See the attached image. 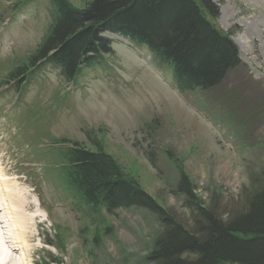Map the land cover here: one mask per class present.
<instances>
[{"label": "rangeland", "instance_id": "obj_1", "mask_svg": "<svg viewBox=\"0 0 264 264\" xmlns=\"http://www.w3.org/2000/svg\"><path fill=\"white\" fill-rule=\"evenodd\" d=\"M69 1L83 8L90 0ZM213 2L218 17L207 16L231 34L240 65L215 88L181 92L148 48L109 33L114 53L74 83L49 64L8 77L36 52L54 9L50 0H0V167L29 193L25 213L39 204L44 216L26 224L30 264H151L164 230L146 208L94 210L70 190L60 149L75 142L96 150L99 141L190 230L199 214L178 192L182 168L201 206L224 220L264 187V0ZM2 227L9 237L11 228Z\"/></svg>", "mask_w": 264, "mask_h": 264}, {"label": "trees", "instance_id": "obj_2", "mask_svg": "<svg viewBox=\"0 0 264 264\" xmlns=\"http://www.w3.org/2000/svg\"><path fill=\"white\" fill-rule=\"evenodd\" d=\"M50 1L54 11L48 33L29 61L10 76L49 62L67 81H74L84 68L114 53L108 32L148 47L183 91L215 88L240 65L231 34L221 32L207 16L218 17L213 0H90L83 8L69 0ZM94 144L99 148L75 142L60 149L68 162L63 180L94 210L105 207L115 213L137 206L157 215L164 230L149 257L151 264H264V187L249 197L245 211L224 220L201 206L195 185L182 168L178 192L199 214L196 229L190 230L128 177L99 141ZM149 155L155 163V153Z\"/></svg>", "mask_w": 264, "mask_h": 264}, {"label": "bare ground", "instance_id": "obj_3", "mask_svg": "<svg viewBox=\"0 0 264 264\" xmlns=\"http://www.w3.org/2000/svg\"><path fill=\"white\" fill-rule=\"evenodd\" d=\"M29 199V193L17 189L16 182L7 178L5 170L0 167V264H30L32 248L29 234L25 232L26 224L44 216L39 204L33 214L25 213L31 207ZM3 225L11 228L7 231L8 235L11 234L9 237H5L7 233L3 232ZM8 238L11 239L8 241ZM18 249L23 252L21 255L17 253Z\"/></svg>", "mask_w": 264, "mask_h": 264}]
</instances>
